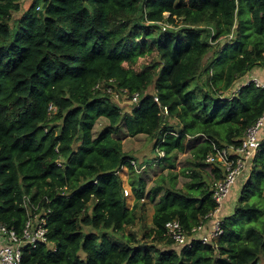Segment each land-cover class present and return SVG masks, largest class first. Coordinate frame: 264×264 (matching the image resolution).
I'll return each mask as SVG.
<instances>
[{
    "label": "trees",
    "instance_id": "1",
    "mask_svg": "<svg viewBox=\"0 0 264 264\" xmlns=\"http://www.w3.org/2000/svg\"><path fill=\"white\" fill-rule=\"evenodd\" d=\"M24 7V0H0V224L22 235L25 197L52 212L50 243L24 247L23 264H264V143L216 241L181 247L166 231L178 220L187 232L204 221L210 232L213 191L226 173L207 157L239 146L264 115V87L252 81L264 68V0H33ZM229 45L243 54L220 66ZM111 79L130 97L140 93V105L125 110L95 88ZM100 118L109 124L94 138ZM121 125L129 137L154 141L152 160L163 171L149 192L158 199L150 245L125 234L145 221L139 171L147 165L116 138ZM193 138L200 142L182 170L190 181L179 188L177 156Z\"/></svg>",
    "mask_w": 264,
    "mask_h": 264
},
{
    "label": "built area",
    "instance_id": "2",
    "mask_svg": "<svg viewBox=\"0 0 264 264\" xmlns=\"http://www.w3.org/2000/svg\"><path fill=\"white\" fill-rule=\"evenodd\" d=\"M163 28H167V24H162ZM258 85L264 87L259 79L254 80ZM114 79L109 80L107 85L99 83L95 88L101 89L111 94L115 101L120 104H134L140 105V93H134L131 97L129 90L123 87L114 86ZM154 100L162 108V113L166 116L169 110L166 106H162L158 96ZM50 110H54V106L50 105ZM264 143V115L257 121L256 124L249 127L244 137L237 147H226L223 149L215 148V153L207 157V163H220L226 176L224 179L217 182L213 191V198L217 205L216 210L211 213L207 219L215 220L212 230L205 233L207 230L206 222L202 221L198 226L187 232L178 220L168 222L166 224V231L169 237L179 246L187 247L191 245L193 239L202 241L203 244H210L217 240L222 234V218L218 217L222 209L224 200L229 196L232 187L239 180V178L250 168L251 163ZM160 156H164V152H160ZM136 165V162H132ZM61 165V163H60ZM130 190L124 189L126 196L130 195ZM132 193V191H131ZM51 201L46 200L49 204ZM27 214V221L25 223L22 235L19 236L14 230L8 229L6 226L0 224V264H23V248H37L41 245H48L49 239V219L52 210L43 200L33 201L31 197H25L23 202ZM55 249V247H54Z\"/></svg>",
    "mask_w": 264,
    "mask_h": 264
},
{
    "label": "rangeland",
    "instance_id": "3",
    "mask_svg": "<svg viewBox=\"0 0 264 264\" xmlns=\"http://www.w3.org/2000/svg\"><path fill=\"white\" fill-rule=\"evenodd\" d=\"M33 4V0H24V11L26 8H29L31 5ZM21 14H15L16 18L19 17ZM211 42V40H209ZM212 43V42H211ZM216 45V43H215ZM214 45V46H215ZM225 56L222 59V62L220 64V66H227L228 64L232 63L233 61H235L236 59H238L243 52H241V48L240 47H235L233 48L231 45H229L226 48L225 51ZM261 71H264V68H259ZM259 70V71H260ZM254 74V73H253ZM255 79H253L252 81H254ZM261 83L264 84V81H260ZM258 83V82H257ZM238 87L235 88V90ZM122 107H126L125 110H129L131 111L133 106L135 107L134 104H120ZM109 122L106 118H100L97 122L96 125L93 129V135L96 136L98 134H100L104 128L106 126H108ZM117 139H120L121 142H123L124 144V148L126 150V152L132 153V155L134 157H136V161L140 164V163H145V165H147L146 169H144L143 171H139L142 175V177L146 180L147 182V191H146V199L144 201L145 202V208L139 213L140 215H143L145 217V221L141 222L138 221L133 227L130 228H126L125 230V234H130V233H134L137 235L138 239L140 240V245H150L151 242V238H146V234L149 231V227L152 226V218L154 216L155 213V204L156 202H151L149 199V192L151 190V188L154 186L155 184V180L158 178V176L160 174L163 173L161 165L157 162L152 160L153 158L156 157L155 153H154V141L151 140L148 135H144V134H139L135 137H131L129 138L128 135L126 134V128L124 125H121L120 127V132L117 134ZM198 139H192L190 144H189V148L187 150V152L185 153H180L177 156V162H176V168L174 169V173H179V180H178V187L182 188L186 185V183H188L190 181V179L188 178V176L183 175L181 172L183 169H187V167L191 166V160H192V154H191V146L195 145L197 143ZM157 152H161L158 148ZM163 157V156H160ZM145 160V161H144ZM152 162L150 164V162ZM149 162V163H148ZM209 164V163H208ZM211 169L212 166H215L214 163H211ZM208 171H206V173H209L210 169H207ZM169 170H167L165 173H167ZM122 178L124 181V186L125 188H127L128 190H130V195L126 196V203L127 206L129 208H131L135 202V195L133 193H131V185H130V173L125 171L124 173H122ZM143 223L145 225L148 226L147 229L143 228Z\"/></svg>",
    "mask_w": 264,
    "mask_h": 264
},
{
    "label": "crops",
    "instance_id": "4",
    "mask_svg": "<svg viewBox=\"0 0 264 264\" xmlns=\"http://www.w3.org/2000/svg\"><path fill=\"white\" fill-rule=\"evenodd\" d=\"M260 69H256L255 70V72H254V74H253V76H252V79H255V78H257V79H259V80H261V81H264V71H259ZM126 134H127V132H126ZM99 135V134H98ZM98 135H96V136H94L93 135V137L94 138H96ZM128 135V134H127ZM117 137V136H116ZM129 137V136H128ZM129 138H131V137H129ZM193 139H197V138H193ZM192 140V139H191ZM191 140H190V142H191ZM189 142V143H190ZM200 141H197V143H199ZM123 143V142H122ZM123 148H124V144H123ZM124 150H125V148H124ZM126 151V150H125ZM125 171H127V172H129L130 173V171H129V169L127 168V167H124L123 169H122V171L120 172V174L122 175V173H124ZM182 173V172H181ZM243 177H241L236 183H235V185L232 187V189H231V192H230V194H229V196L224 200V202H223V205H222V209H221V211L219 212V215H218V217H220V218H223V217H225V216H228V215H230V214H233V212H234V210H235V207H236V205H237V203H238V199H239V195H240V190H241V187H242V185H243V183L246 181V179H242ZM125 187V186H124ZM135 198V197H134ZM136 199V198H135ZM135 203V202H134ZM134 205V204H133ZM133 207V206H132ZM131 207V208H132ZM214 222H215V220H214V218L213 219H210L209 220V224H208V231H211L212 230V228H213V225H214ZM207 231V232H208Z\"/></svg>",
    "mask_w": 264,
    "mask_h": 264
},
{
    "label": "water",
    "instance_id": "5",
    "mask_svg": "<svg viewBox=\"0 0 264 264\" xmlns=\"http://www.w3.org/2000/svg\"><path fill=\"white\" fill-rule=\"evenodd\" d=\"M168 119V118H167Z\"/></svg>",
    "mask_w": 264,
    "mask_h": 264
}]
</instances>
